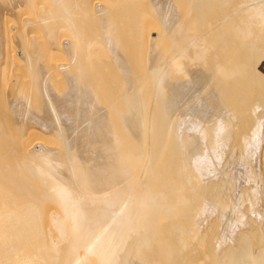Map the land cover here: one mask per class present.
Returning <instances> with one entry per match:
<instances>
[{"label":"bare ground","instance_id":"obj_1","mask_svg":"<svg viewBox=\"0 0 264 264\" xmlns=\"http://www.w3.org/2000/svg\"><path fill=\"white\" fill-rule=\"evenodd\" d=\"M0 264H264V0H0Z\"/></svg>","mask_w":264,"mask_h":264}]
</instances>
